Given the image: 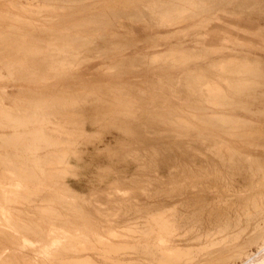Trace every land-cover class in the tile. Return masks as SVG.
I'll list each match as a JSON object with an SVG mask.
<instances>
[{
	"label": "rangeland",
	"instance_id": "obj_1",
	"mask_svg": "<svg viewBox=\"0 0 264 264\" xmlns=\"http://www.w3.org/2000/svg\"><path fill=\"white\" fill-rule=\"evenodd\" d=\"M66 1L0 0V264H110L121 256L117 247L125 252L141 244L158 254L149 251L138 255L139 261L120 264H203L204 254L223 247L238 221L254 218L248 233L257 224L264 226V212H259L264 206V64L256 62V56L264 59V0ZM187 2L185 14L176 5ZM81 35L89 41L76 43ZM171 51L168 58L159 57ZM119 61L126 63L111 67ZM231 61L238 70L229 69ZM242 62L258 65L248 69L256 75L247 76ZM232 70L239 73L230 76ZM216 84L225 92L217 90L212 98L209 91ZM215 101L220 105L214 107ZM194 114L250 124L241 123L238 128L245 131L236 128L234 138L232 121L221 128L215 118L205 124L194 121ZM187 121L190 136L184 130ZM75 205H83L84 212ZM193 211L202 218L197 244L185 241L191 234L179 223ZM83 246L103 255L92 259L85 252L75 258L74 252L64 251ZM248 252L257 259L264 256L258 246Z\"/></svg>",
	"mask_w": 264,
	"mask_h": 264
},
{
	"label": "bare ground",
	"instance_id": "obj_2",
	"mask_svg": "<svg viewBox=\"0 0 264 264\" xmlns=\"http://www.w3.org/2000/svg\"><path fill=\"white\" fill-rule=\"evenodd\" d=\"M27 1V0H26ZM38 1V0H37ZM60 1V0H59ZM66 1V0H65ZM82 0H80V2H81ZM85 1V0H84ZM125 1V0H124ZM134 1V0H133ZM176 1V0H175ZM180 1V0H179ZM202 1V0H201ZM205 1V0H204ZM64 2V1H63ZM67 2V1H66ZM139 2V1H138ZM141 2V1H140ZM143 2V1H142ZM153 2V1H152ZM180 2H183V1H180ZM185 2V1H184ZM192 2H194V0L192 1ZM191 2V3H192ZM48 3H50V1L48 2ZM62 3V2H61ZM77 3V2H76ZM83 3V2H82ZM127 3V2H126ZM130 3V2H129ZM147 3V2H146ZM158 3V2H157ZM187 3H189V2H187ZM182 4V3H180V5H176V7H179L180 8V10H181V8H184L185 9V6H187V5H190V3L189 4ZM203 3V2H202ZM133 4V3H132ZM143 4H145V3H143ZM154 4H156V1H155V3ZM154 4H152V5H154ZM168 4H169V2H168ZM43 5V4H42ZM87 5V4H86ZM131 5V4H130ZM157 5V4H156ZM155 5V6H156ZM162 5H163V3H162ZM172 5H173V3H172ZM193 4H191V6H192ZM20 6V5H19ZM118 6V5H117ZM143 6V5H142ZM169 6H170V4H169ZM81 7V6H80ZM173 7V6H172ZM192 7H194V8H192V10L193 9H196L195 8V6H192ZM44 8V7H43ZM51 8H53V7H51ZM58 8V7H57ZM67 8V7H66ZM133 8H135V7H133ZM138 8V7H137ZM151 8V7H150ZM165 8V7H164ZM168 8V7H167ZM174 8V7H173ZM188 8V7H187ZM47 9V8H46ZM49 9H50V7H49ZM55 9V8H54ZM59 9V8H58ZM128 9H129V7H128ZM139 9H140V7H139ZM143 9V8H142ZM141 9V10H142ZM146 9H148V10H150L149 8H146ZM153 9V8H152ZM151 9V10H152ZM156 9H157V7H156ZM169 9V8H168ZM189 9V8H188ZM130 10V9H129ZM135 11H136V8L134 9ZM144 10H145V8H144ZM147 10V11H148ZM150 10V11H151ZM163 10V9H162ZM186 10L187 9H185V11H184V13L186 12ZM204 10V9H203ZM47 11V10H46ZM54 11V10H53ZM61 11V10H60ZM114 11V10H113ZM120 11V10H119ZM132 11V10H131ZM134 11V12H135ZM171 11H173V10H171ZM183 11V10H182ZM189 11H190V9H189ZM188 11V12H189ZM48 12V11H47ZM136 12H138V11H136ZM146 12V11H145ZM155 12V11H154ZM164 12V11H163ZM162 12V13H163ZM167 12V11H166ZM165 12V13H166ZM170 12V11H169ZM188 12H186V13H188ZM106 13V12H105ZM118 12H116L115 14H117ZM121 13V12H120ZM120 13H118V14H120ZM142 13V12H141ZM147 13V12H146ZM184 13H183V15H184ZM185 13V14H186ZM125 14H128V13H125ZM130 14V13H129ZM133 14H137V13H133ZM139 14V13H138ZM150 14H151V12H150ZM152 14H154V13H152ZM152 14H151V16H152ZM161 14V13H160ZM166 14H168V13H166ZM170 14V13H169ZM182 14V13H181ZM180 14V15H181ZM107 15V14H106ZM122 15V14H121ZM131 15V14H130ZM141 15V14H140ZM147 15L148 14H146L145 16V18L147 19V18H149V17H147ZM157 15H159L158 13H157ZM189 15V14H188ZM133 16V15H132ZM132 16H130L132 19L134 18V17H132ZM135 16V15H134ZM154 16V15H153ZM164 16V15H163ZM167 16V15H166ZM169 16V15H168ZM187 16V15H186ZM91 17V16H90ZM105 17V16H104ZM109 17V16H108ZM112 17V16H111ZM118 17H119V15H118ZM130 17H127V18H130ZM141 17H143L142 15H141ZM141 17L140 16H138V18H140V19H138V21L139 20H141ZM159 17V16H158ZM162 17V16H161ZM177 17V16H176ZM181 17H182V15H181ZM124 18V17H123ZM126 18V17H125ZM175 18V17H174ZM173 18V19H174ZM186 18V17H185ZM96 19H98V18H96ZM135 19H137V17L136 18H134V21H135ZM150 19V18H149ZM153 19H154V17H153ZM159 19V18H158ZM167 19V18H166ZM173 19H172V22H173ZM178 19V18H177ZM188 19H189V17H188ZM112 20V19H111ZM143 20H145L144 18H143ZM181 20V19H180ZM184 20H186V19H184ZM99 21V20H98ZM142 21V20H141ZM154 21V20H153ZM161 21V20H160ZM181 21H183V20H181ZM188 21V20H187ZM49 22V21H48ZM53 22V21H52ZM159 22V21H158ZM179 22V21H178ZM93 23V22H92ZM152 23V22H151ZM163 23V22H162ZM166 23V22H165ZM164 23V24H165ZM176 23V22H175ZM184 23V22H183ZM154 24V23H153ZM161 24V23H160ZM171 24V23H170ZM167 25V24H166ZM169 25V24H168ZM172 25V24H171ZM86 27V26H85ZM76 29H78L77 27H76ZM17 35V34H16ZM37 35V34H36ZM67 35V34H66ZM77 35V34H76ZM5 37V36H4ZM10 37V36H9ZM17 37H18V35H17ZM35 37V36H34ZM62 37V36H61ZM70 37V36H69ZM68 37V38H69ZM72 37V36H71ZM73 37H74V35H73ZM82 37V35L80 36V38ZM101 37V36H100ZM20 38V37H19ZM27 38V37H26ZM36 38V37H35ZM34 38V39H35ZM51 38V37H50ZM76 38V37H75ZM74 38V39H75ZM77 38H79V37H77ZM126 38V37H125ZM39 39V38H38ZM62 39V38H61ZM67 39V38H66ZM71 39H73V38H69V40H71ZM87 41H89V39H87V38H85ZM85 39L82 37L81 39H80V41H78V42H76V41H74V44H76V43H79V42H85L86 43V41H85ZM92 39H94V38H92ZM114 39V38H113ZM9 40V39H8ZM51 40V39H50ZM68 40V39H67ZM75 40H78V39H75ZM59 41V40H58ZM64 41V40H63ZM49 42V41H48ZM66 42V47H67V42L68 41H65ZM71 42V41H70ZM69 42V43H70ZM76 42V43H75ZM92 41H90V43H91ZM11 43V42H10ZM52 43V42H51ZM62 43V42H61ZM69 43H68V45H69ZM73 43V42H72ZM81 43H79V44H81ZM90 43H89V45H90ZM95 43V42H94ZM128 43H130V42H128ZM22 44V43H21ZM79 44L77 45L78 46V48H79ZM84 44V43H83ZM100 44V43H99ZM8 45V44H7ZM49 45V44H48ZM55 45H56V43H55ZM60 45V44H59ZM59 45H57V46H59ZM64 45V46H65ZM88 45V46H89ZM97 45V44H96ZM101 45V44H100ZM103 45V44H102ZM117 45V44H116ZM128 45V44H127ZM32 46V45H31ZM50 46V45H49ZM64 46L62 47V48H64ZM70 46H73V44L71 45L70 44ZM69 46V49H71V47ZM84 46V45H83ZM82 46V47H83ZM105 46V45H104ZM14 47V46H13ZM17 47H19V46H16V48L15 49H17ZM48 47V46H47ZM61 47V46H60ZM73 47H76L75 45L73 46ZM100 47H102V46H100ZM100 47H99V49H100ZM20 48H22V47H20ZM42 48V47H41ZM52 48H53V46H52ZM55 48V47H54ZM62 48H60V50L62 49ZM77 48V49H78ZM102 48H104V47H102ZM101 48V49H102ZM106 48V47H105ZM104 48V49H105ZM245 48V47H244ZM48 49V48H47ZM57 49V48H56ZM55 49V50H56ZM59 49V48H58ZM69 49H67V50H64V51H67V53L66 54H68V50ZM75 49V48H74ZM81 49V46H80V48H79V50ZM88 49V48H87ZM118 50H119V48H117ZM116 49V50H117ZM24 50V49H23ZM37 50V49H36ZM53 50V49H52ZM55 50H54V52H55ZM76 50V49H75ZM82 50H84V49H82ZM117 50V51H118ZM30 51V50H29ZM74 51V50H73ZM87 51V50H86ZM111 51V50H110ZM41 52V51H40ZM44 52V51H43ZM69 52H70V50H69ZM72 52V51H71ZM76 52V51H75ZM77 52H79V51H77ZM89 52V51H88ZM91 52V51H90ZM106 52V51H105ZM107 52H109L108 50H107ZM111 52H114L113 50L111 51ZM52 53V52H51ZM57 53V52H56ZM62 52L60 51L59 52V55L61 54ZM64 53V52H63ZM65 53H64V55H65ZM97 53V52H96ZM99 53V52H98ZM174 53V52H173ZM33 54V53H32ZM74 54V53H73ZM72 54V55H73ZM101 54H103V52H101ZM109 54V53H108ZM182 54H184V52L182 53ZM69 55V54H68ZM82 55V54H81ZM99 55V54H98ZM104 55V54H103ZM102 55V56H103ZM172 55V51L171 52H167L165 55H161V56H159L160 58H162V57H167L168 58V56H171ZM197 55V54H196ZM201 55V54H200ZM55 56V55H54ZM71 55H69V57H70ZM158 56V55H157ZM194 56V55H193ZM199 56V55H198ZM62 57V56H61ZM63 57H65V56H63ZM72 57V56H71ZM140 57H142V56H140ZM204 57V56H203ZM208 57V56H207ZM53 58V57H52ZM51 58V59H52ZM67 58V57H66ZM66 58H64V60L66 59ZM73 58V57H72ZM79 58V57H78ZM97 58V57H96ZM144 58V57H143ZM201 58V57H200ZM256 58H257V60H256V62H257V64H264V59L263 58H261V56H256ZM75 59V58H74ZM81 59V58H80ZM140 58H135V60L136 61H138ZM145 59H147V58H145ZM150 59H152V58H150ZM154 59V58H153ZM163 59V58H162ZM161 59V60H162ZM177 59V58H176ZM144 60V59H143ZM160 60V59H159ZM169 60H170V58H169ZM175 60V59H174ZM128 61V60H127ZM234 61H236V60H234ZM234 61H231V63H229V62H227L228 63V65L229 64H231V66H229V69L233 66V70H235V69H239L238 67L237 68H234ZM254 61V60H253ZM61 62V61H60ZM64 62H66L67 63V60L66 61H64ZM71 62V61H70ZM83 62V61H82ZM241 63V61H238V62H236V63ZM62 63H63V61H62ZM72 63V62H71ZM70 63V64H71ZM73 63H76V61L75 62H73ZM126 63V61H119V62H117L116 64H114V66H111V67H113V68H115L116 67V69L118 68V67H121V66H123V64H125ZM141 63V62H140ZM143 63V62H142ZM224 64H223V68L226 70V68H228L227 67V65H225V63H226V61L225 62H223ZM233 63V64H232ZM240 63H239V65H240ZM243 64H241V66H243V67H241V68H243V71H246V75L248 76L249 75V71H248V69H251L252 67L254 68L255 66H258V65H251V63H244V62H242ZM136 64V63H135ZM219 64V63H218ZM217 64V65H218ZM256 64V63H255ZM53 65V64H52ZM68 64H66V66H67ZM238 64H236V66H237ZM39 66V65H38ZM78 66V65H77ZM151 66V65H150ZM218 66H221L220 64L218 65ZM218 66H217V68H218ZM235 66V67H236ZM35 67V66H34ZM42 67V66H41ZM68 67V66H67ZM226 67V68H225ZM262 67V66H261ZM14 68V67H13ZM71 68V67H70ZM252 68V69H253ZM52 69V68H51ZM61 69H63V68H61ZM69 69V68H68ZM224 69H219L220 71H222V70H224ZM44 70V69H43ZM218 70V71H219ZM224 70V71H225ZM232 70V72H230L229 71V74L230 73H232V74H230V76L231 75H233V71ZM236 70V71H237ZM255 70H256V68H255ZM254 70V71H255ZM234 72L235 74L238 72ZM242 71V70H241ZM251 71V70H250ZM253 71V70H252ZM263 71V70H262ZM15 72V71H14ZM28 72V71H27ZM228 72V70L226 71V73ZM247 72H248V74H247ZM256 72V71H255ZM254 72V73H255ZM258 72V71H257ZM9 73V72H8ZM225 72H223V74H226ZM239 73V72H238ZM243 73H245V72H243ZM251 73V72H250ZM254 73L252 72L251 74H253L254 75ZM228 74V75H229ZM240 74H242V73H240ZM240 74H239V76H240ZM250 74V75H251ZM12 75V74H11ZM22 75H23V73H22ZM242 75H245V74H242ZM250 75H249V77H250ZM252 75V77H254L255 75H256V73H255V75L253 76ZM258 75H259V73H258ZM4 76V75H3ZM14 76V75H13ZM33 76V75H32ZM45 76V75H44ZM224 76V75H223ZM237 76V75H236ZM236 76H233V77H235V78H237ZM239 76H238V78H239ZM246 76V77H247ZM262 76V75H261ZM25 77V76H24ZM244 77V76H243ZM248 77V78H249ZM258 77V76H257ZM256 77V78H257ZM0 78H2V77H0ZM4 78V77H3ZM8 78H9V76H8ZM21 78V77H20ZM23 78V77H22ZM205 78V77H204ZM238 78H237V80L236 81H238ZM235 80V79H234ZM240 80V79H239ZM36 81H38V80H36ZM202 81H203V79H202ZM196 82H197V80H196ZM200 82V81H199ZM211 82V81H210ZM225 82V81H224ZM227 82H228V80H227ZM244 82V81H243ZM251 82V81H250ZM183 83V82H182ZM212 83H214V81L212 82ZM241 83H242V81H241ZM254 83V82H253ZM199 84V83H198ZM240 84V83H239ZM172 85V84H171ZM133 86V85H132ZM194 86V85H193ZM213 86V90L211 91H209V93H210V96L213 98V95H214V93H215V91H217V90H221L219 93H221V92H225V91H223V88H222V86L221 85H218V84H216V85H212ZM241 86V85H240ZM240 86L238 87V88H240ZM245 86V85H244ZM176 87V86H175ZM206 87H208V86H206ZM182 88V87H181ZM184 88V87H183ZM206 89V88H205ZM204 89V90H205ZM210 89H212L211 87H210ZM246 89V88H245ZM241 90H243V88L241 89ZM239 91V90H238ZM190 92V91H189ZM204 92V91H203ZM214 92V93H213ZM123 93V92H122ZM196 93V92H195ZM194 93V94H195ZM208 93V92H207ZM217 93V92H216ZM219 93H218V95H219ZM235 93H237V92H235ZM222 94V93H221ZM226 94L227 93H225V98L226 99H229L228 98V96H231L230 94L228 95V96H226ZM130 95V94H129ZM209 95V94H208ZM135 96V95H134ZM200 96V95H199ZM215 96H217V94L215 95ZM209 97V96H208ZM202 98V97H201ZM205 98V97H204ZM215 98H218V96L217 97H215ZM209 99H211V98H209ZM219 99V98H218ZM217 99V101L219 102V100ZM231 99V98H230ZM233 99V98H232ZM208 100V99H207ZM51 101V100H50ZM209 101H211V100H208V102L207 103H210ZM213 101V100H212ZM220 101H221V99H220ZM200 102V101H199ZM216 102V101H215ZM20 103V102H19ZM45 103V102H44ZM60 103V102H59ZM194 103V102H193ZM54 104V103H53ZM211 104L215 107V106H217V105H220V103H218L217 104V102L216 103H212L211 102ZM210 104V105H211ZM211 105V106H212ZM222 106V105H221ZM52 107H54V106H52ZM161 107V106H160ZM218 107H220V106H218ZM212 108V107H211ZM41 109H42V107H41ZM126 109V108H125ZM131 109V108H130ZM164 109V108H163ZM167 109V108H166ZM172 109V108H171ZM160 110V109H159ZM44 111V110H43ZM39 113V112H38ZM43 113V112H42ZM164 114V113H163ZM34 116V115H33ZM72 116V115H71ZM171 116V115H170ZM175 116V115H174ZM193 117V119H194V121H201V122H206L207 123V121H209V120H212V118H215L214 120H216V121H218V123H220L221 122V124H220V126L222 125L223 126V123H226V122H233V123H235L237 126L234 128L235 130L234 131H232V135L234 136V138L238 135H236L235 133V135L233 134V132H235L237 129H238V132H239V129L240 128H238V126L240 127H242L243 125H245V127L248 125V124H250V123H248V122H244L245 120H243V121H241L240 120V118H235V119H232L231 117L230 118H227V117H222V116H217L216 114H213V116L214 117H206V118H203V119H201L200 117H197V116H195V114L194 115H192ZM207 116V115H206ZM216 116V117H215ZM226 116V115H225ZM11 117V116H10ZM16 117V116H15ZM38 117V116H37ZM73 117V116H72ZM163 117V116H162ZM177 117V116H176ZM74 118V117H73ZM234 118V117H233ZM35 119V118H34ZM49 119V118H48ZM70 119H72V118H70ZM172 119V118H171ZM176 119V118H175ZM184 119V118H183ZM192 119V120H193ZM198 121V122H199ZM216 121H214V123L216 122ZM44 122H45V120H44ZM165 122V121H164ZM174 122H175V120H174ZM200 122V123H201ZM231 122V123H232ZM38 123V122H37ZM168 123V122H167ZM183 123H185L184 121H183ZM187 123H188V121H187ZM218 123H215L216 125L218 124ZM232 123V124H233ZM241 123H243V125H240ZM254 123V122H253ZM27 124V123H26ZM33 124V123H32ZM45 124V123H44ZM179 124V123H178ZM177 124V125H178ZM188 124H190V123H188ZM205 124V123H204ZM210 124V123H209ZM208 124V125H209ZM212 124H213V122H212ZM234 124V125H235ZM172 125H174V124H172ZM180 125V124H179ZM183 126L182 127H184V124H182ZM193 125H194V123H193ZM207 125V124H206ZM231 125V124H230ZM3 126V125H2ZM58 126V125H57ZM181 126V125H180ZM186 126V125H185ZM191 124L189 125V126H186V127H184V130H186L187 131V129L189 130V129H191ZM225 126V125H224ZM224 126L223 127H221V128H224ZM41 127V126H40ZM196 127V126H195ZM195 127H193V128H195ZM199 127V126H198ZM226 127V126H225ZM229 128V127H228ZM228 128H226V130H228ZM232 128V129H233ZM237 128V129H236ZM9 129V128H8ZM11 129H13V128H11ZM43 129V128H42ZM215 129V128H214ZM243 128H241L240 130H242ZM246 129V128H245ZM252 129V128H251ZM41 130V129H40ZM173 130V129H172ZM180 130V129H179ZM183 130V129H182ZM183 130V131H184ZM192 130H194V129H192ZM226 130H225V132H226ZM249 130V129H248ZM168 131V130H167ZM166 131V132H167ZM229 131L230 130H228V135L230 134L231 135V131H230V133H229ZM243 131V130H242ZM245 131V130H244ZM243 131V132H244ZM43 132V131H42ZM192 132V131H191ZM207 132V131H206ZM224 132V129H223V131H222V133ZM224 132V133H225ZM242 132V133H243ZM254 132V131H253ZM262 132V131H261ZM182 133V132H181ZM187 133L189 134V131H187ZM239 133H241V131L239 132ZM24 134V133H23ZM177 134H178V132H177ZM192 134V133H191ZM227 134V133H226ZM244 134V133H243ZM12 135V134H11ZM22 135V134H21ZM162 135H164V134H162ZM169 135V134H168ZM225 135V134H224ZM228 135H226V136H228ZM231 135V136H232ZM252 135V134H251ZM250 135V136H251ZM4 136V135H3ZM6 136V135H5ZM25 136V135H24ZM189 136H190V134H189ZM197 136V135H196ZM231 136H229V138L231 137ZM232 136V137H233ZM1 137V136H0ZM14 137H15V135H14ZM13 137V138H14ZM181 137H183L182 135H181ZM241 137H242V135H241ZM245 136H243V138H244ZM253 137H256V136H253ZM260 137V136H259ZM4 138V137H3ZM7 138V137H6ZM21 138V137H20ZM19 138V139H20ZM197 138V137H196ZM201 138H202V136H201ZM221 138V137H220ZM246 138V137H245ZM8 139V138H7ZM11 139V138H10ZM23 139V138H22ZM50 139V138H49ZM187 139V138H186ZM16 140H17V138H16ZM211 140V139H210ZM218 140V139H217ZM13 141V140H12ZM60 141V140H59ZM209 141V140H208ZM226 141V140H225ZM224 141V142H225ZM8 142H9V140H8ZM65 142V141H64ZM69 142V141H68ZM181 142V141H180ZM187 142V141H186ZM218 142V141H217ZM257 142V141H256ZM20 143V142H19ZM19 143H18V145H19ZM13 144V143H12ZM29 144V143H28ZM33 144V143H32ZM46 144V143H45ZM61 144H62V142H61ZM60 144V145H61ZM68 144V143H67ZM217 144V143H216ZM221 144V143H220ZM226 144V143H225ZM252 144V143H251ZM254 144V143H253ZM252 144V145H253ZM34 145H35V143H34ZM33 145V146H34ZM69 145H71V144H69ZM75 145V144H74ZM239 145V144H238ZM251 145V146H252ZM4 146H5V144H4ZM13 146V145H12ZM28 146V145H27ZM72 146V145H71ZM70 146V147H71ZM7 147V146H6ZM31 147V146H30ZM35 147V146H34ZM41 147V146H40ZM43 147H44V145H43ZM65 147V146H64ZM69 147V146H68ZM250 147V146H249ZM47 148V147H46ZM73 148V147H72ZM4 149V148H3ZM6 149V148H5ZM228 149V148H227ZM8 150V149H7ZM41 150V149H40ZM15 151V150H14ZM24 151V150H23ZM26 151H27V148H26ZM29 151V150H28ZM27 151V152H28ZM32 151V150H31ZM228 152V151H227ZM1 154V153H0ZM24 154V153H23ZM30 154V153H29ZM223 154V153H222ZM50 155V154H49ZM232 155V154H231ZM236 155V154H235ZM243 155V154H242ZM8 156V155H7ZM32 156V155H31ZM56 156V155H55ZM151 156V155H150ZM244 156V155H243ZM242 156V157H243ZM28 157V156H27ZM59 157V156H58ZM142 157V156H141ZM217 157H219V156H217ZM224 157V156H223ZM18 158V157H17ZM22 158H25L24 156L22 157ZM240 158V157H239ZM48 159V158H47ZM46 159V160H47ZM52 159V158H51ZM6 160H8V159H6ZM10 160V159H9ZM24 160V159H23ZM27 160V159H26ZM61 160V159H60ZM66 160V159H65ZM189 160V159H188ZM243 160H244V158H243ZM253 160H254V158H253ZM256 160V159H255ZM260 160V159H259ZM263 160V159H262ZM45 161V160H44ZM49 161V160H48ZM222 161H224V160H222ZM238 162H239V160H237ZM242 161V160H241ZM38 162V161H37ZM60 162V161H59ZM142 162V161H141ZM148 162V161H147ZM248 162V161H247ZM11 163V162H10ZM55 163V162H54ZM69 163V162H68ZM235 162H233V164H234ZM237 163V162H236ZM240 163V162H239ZM238 163V164H239ZM4 164V163H3ZM8 164V163H7ZM16 164V163H15ZM58 164V163H57ZM186 164V163H185ZM247 164V163H246ZM251 165H252V163H250ZM249 164V165H250ZM256 164V163H255ZM25 165V164H24ZM23 165V166H24ZM254 165V164H253ZM22 166V165H21ZM28 166V165H27ZM56 166V165H55ZM188 166V165H187ZM235 166V165H234ZM238 166H240V164L238 165ZM248 166V165H247ZM262 166V165H261ZM260 166V167H261ZM29 167V166H28ZM243 167H244V164H243ZM243 167H242V170H243ZM249 167H252V166H249ZM17 168V167H16ZM16 168H13V169H15V170H17ZM23 168V167H22ZM21 168V170H23ZM29 168H31V167H29ZM217 168V167H216ZM239 168V167H238ZM257 168V167H256ZM255 168V169H256ZM25 169V168H24ZM230 169V168H229ZM235 169H236V167H235ZM239 169H241V168H239ZM250 169H252V168H250ZM30 170V169H29ZM33 170V169H32ZM191 170V169H190ZM216 170V169H215ZM27 171V170H26ZM31 171V170H30ZM232 171V170H231ZM231 171H229V173L231 172ZM244 171V170H243ZM251 171V170H250ZM252 171H254V169L252 170ZM258 171V170H257ZM256 171V172H257ZM18 171H16V173H17ZM19 172H20V170H19ZM28 172V171H27ZM212 172V171H211ZM233 172V171H232ZM21 173V172H20ZM32 173V172H31ZM53 173V172H52ZM200 173V172H199ZM252 173V172H251ZM19 174V173H18ZM18 174H15V175H18ZM24 174V173H23ZM27 174V173H26ZM30 174V173H29ZM32 174H34V173H32ZM192 174V173H191ZM232 174V173H231ZM37 175V174H36ZM213 175V174H212ZM218 175V174H217ZM1 176V175H0ZM23 176V175H22ZM33 176V175H32ZM61 176H63V175H61ZM68 176V175H67ZM209 176V175H208ZM238 176V175H237ZM20 177V176H19ZM29 177V176H28ZM191 177V176H190ZM207 177V176H206ZM205 177V178H206ZM209 178H212V177H209ZM217 178V177H216ZM26 179V178H25ZM30 179V178H29ZM33 179V178H32ZM31 179V180H32ZM35 179V178H34ZM36 179H37V177H36ZM55 179V178H54ZM213 179V178H212ZM198 180V179H197ZM200 180V179H199ZM40 181V180H39ZM202 181V180H201ZM206 181V180H205ZM218 181V180H217ZM27 182V181H26ZM25 182V183H26ZM32 183V182H31ZM58 183V182H57ZM132 183V182H131ZM143 183V182H142ZM53 184V183H52ZM63 185V184H62ZM11 186V185H10ZM9 186V187H10ZM68 186V185H67ZM6 187V186H5ZM12 188V187H11ZM58 188V187H57ZM5 189V188H4ZM26 190V189H25ZM66 190V189H65ZM33 192V191H32ZM35 192V191H34ZM68 192V191H67ZM18 193V192H17ZM16 193V194H17ZM63 193V192H62ZM21 194V193H20ZM29 194V193H28ZM25 195V194H24ZM39 195V194H38ZM38 195H36V196H38ZM6 196V195H5ZM19 196V195H18ZM23 196V195H22ZM21 196V197H22ZM2 197H4L3 195H2ZM8 197V196H7ZM6 197V198H7ZM24 197V196H23ZM22 197V198H23ZM27 197V196H26ZM15 198H17V197H15ZM57 198V197H56ZM158 198V197H157ZM10 199V198H9ZM25 199V197L23 198V200ZM159 199H160V197H159ZM2 200H4V199H2ZM13 200V199H12ZM21 200V199H20ZM35 200V199H34ZM44 200V199H43ZM63 200V199H62ZM153 200V199H152ZM6 201V200H5ZM11 201V200H10ZM26 201V200H25ZM28 201V200H27ZM26 201V202H27ZM68 201V200H67ZM4 202V201H3ZM7 202V201H6ZM15 202V205H16V200L14 201ZM20 202V201H19ZM40 202V201H39ZM38 202V203H39ZM42 202H44V201H42ZM82 202H83V200H82ZM82 202H81V204H82ZM10 203H12V202H10ZM37 203V202H36ZM41 203V202H40ZM51 203H53L54 204V202L52 201ZM65 203V202H64ZM63 203V204H64ZM67 203V202H66ZM69 203H70V201H69ZM220 203V202H219ZM30 204V203H29ZM33 204H35V203H33ZM74 204V203H73ZM18 205V204H17ZM21 205V204H20ZM58 205V204H57ZM70 205V204H69ZM80 205V204H79ZM63 206V205H62ZM74 206V205H73ZM75 206H77V208L78 209H80L81 210V208H83L84 206L82 205V207L80 208L78 205H75ZM1 207V206H0ZM71 207V206H70ZM96 207V206H95ZM2 208V207H1ZM51 208V207H50ZM49 208V209H50ZM4 209V208H3ZM48 209V208H47ZM63 209H64V207H63ZM53 210V208L51 209V211ZM73 210H76V207L73 209ZM80 210H76L77 212L79 211L80 212ZM260 211V213H262V212H264V206L263 207H261L260 209H259ZM2 211V210H1ZM4 211H5V209H4ZM18 211V210H17ZM50 211V213H54L55 214V212H54V210L51 212ZM56 211H58V210H56ZM71 211V210H70ZM82 211L84 212V210L82 209L81 210V213H82ZM96 211H98V210H96ZM103 211V210H102ZM132 211V210H131ZM136 211V210H135ZM33 212V211H32ZM38 212V211H37ZM45 212V211H44ZM47 212V211H46ZM45 212V213H46ZM66 212H67V210H66ZM130 212V211H129ZM148 212V211H147ZM258 212V213H259ZM1 213V212H0ZM9 213V212H8ZM52 213V214H53ZM128 213V212H127ZM132 213V212H131ZM144 213V212H143ZM258 213H256L257 215H260V214H258ZM2 214V213H1ZM7 213H5V215H6ZM39 214V213H38ZM44 214V213H43ZM49 214V213H48ZM85 214V213H84ZM87 214V213H86ZM145 215H146V213H144ZM149 214V213H148ZM175 214V213H174ZM8 215V214H7ZM25 215V214H24ZM42 215V214H41ZM50 215V214H49ZM57 215H58V213H57ZM62 215V214H61ZM134 215V214H133ZM177 215V214H176ZM199 215V214H198ZM196 213H194V211L192 212V214L191 213H189V215L188 214H186V215H184V218L183 219H181L182 221H180L179 223L182 225L181 227L182 228H184V227H187L188 229H189V232H190V234H191V236L189 235L187 238H186V242L187 243H189V242H191V243H195V244H197V243H201V241H202V235H201V229H202V218H200L199 216H198ZM255 215V214H254ZM26 216V215H25ZM28 216V215H27ZM26 216V217H27ZM53 216V215H52ZM60 216V215H59ZM58 216V217H59ZM98 216H100V214L98 215ZM136 216V215H135ZM178 216V215H177ZM181 216V215H180ZM183 216V215H182ZM250 216V215H249ZM0 217H1V215H0ZM6 217H9V216H6ZM31 217V216H30ZM33 217H35V216H33ZM32 217V218H33ZM51 217V216H50ZM54 217V216H53ZM58 217H57V219H58ZM61 217V216H60ZM133 217V216H132ZM256 217V216H255ZM262 217V216H261ZM4 218V217H3ZM86 218V217H85ZM236 218V217H235ZM234 218V219H235ZM257 218V217H256ZM255 218V219H256ZM36 219L38 220V218L36 217ZM41 219V218H40ZM48 219V218H47ZM174 219V218H173ZM215 219V218H214ZM254 219V218H253ZM253 219L251 218V216L250 217H246L245 219H243V220H240V221H238V219H237V223L234 225V233L233 234H231V236H228V238H227V236H226V240H224V242H225V245L223 246V247H219V248H217V249H215V250H211L210 252H207L206 254H204L205 255V258H202V262H203V264H226L227 263V261H229V260H242V259H244V258H246V260H243L242 261V263L241 264H264V256H262V257H260V258H256V255L257 254H250L249 252H248V249H249V247H251V246H258L259 247V252H264V226L262 225V226H258V224H257V226H255L254 227V231L253 232H249L248 233V231H249V227H251V223H252V221H253ZM259 219V218H258ZM260 219H262V218H260ZM10 220H11V218H10ZM9 220V221H10ZM50 220V219H49ZM62 220V219H61ZM137 220V219H136ZM143 220V219H142ZM140 218H139V221H138V224H140V225H138V226H143V221H142ZM149 220V219H148ZM177 220V219H176ZM180 220V219H179ZM257 220V219H256ZM14 221V220H13ZM12 221V222H13ZM48 221V220H47ZM211 221V220H210ZM209 221V222H210ZM217 221V220H216ZM259 220H257V222H258ZM263 221H264V219H263ZM11 222V221H10ZM21 222V221H20ZM43 222H44V219H43ZM51 222H53V220L51 221ZM98 222V221H97ZM222 222V221H221ZM256 222V223H257ZM262 222V221H261ZM6 223V222H5ZM24 223V222H23ZM32 223V222H31ZM37 223V222H36ZM35 223V224H36ZM46 223V222H45ZM49 223V222H48ZM102 223V222H101ZM178 223V222H177ZM176 223V224H177ZM215 224H216V222H214ZM255 223V222H254ZM256 223H255V225H256ZM263 223V222H262ZM13 224V223H12ZM27 224V223H26ZM30 224V223H29ZM50 224V223H49ZM54 224V223H53ZM71 224V223H70ZM179 224V225H180ZM206 224V223H205ZM211 224V223H210ZM220 224V223H219ZM232 224V223H231ZM18 226H19V224H17ZM16 225V226H17ZM32 225V224H31ZM58 225V224H57ZM74 225V224H73ZM137 225V224H136ZM178 225V226H179ZM209 225V224H208ZM212 225V224H211ZM228 225V224H227ZM226 225V226H227ZM260 225V224H259ZM12 226V225H11ZM15 226V227H16ZM24 226V225H23ZM22 226V227H23ZM33 226V225H32ZM37 226H39L38 224H37ZM35 227V225H34V227H35V229L36 228H38V227ZM104 226V225H103ZM130 226V225H129ZM137 226V227H138ZM147 226V225H146ZM229 226V225H228ZM27 227V226H26ZM28 227H31V226H28ZM27 227V228H28ZM40 227V226H39ZM62 227V226H61ZM63 227H65V226H63ZM136 227V228H137ZM152 227V226H151ZM211 226H209V228H210ZM221 227H224L223 225L221 226ZM18 228H20V227H18ZM23 228H25V227H23ZM22 228V229H23ZM31 228H33V227H31ZM215 228V227H214ZM13 229V228H12ZM21 229V228H20ZM29 229V228H28ZM41 229V228H40ZM146 229H148V227L146 228ZM153 229V228H152ZM211 229H212V227H211ZM226 229H227V227H226ZM232 229V228H231ZM252 229V228H251ZM31 231H32V229H30ZM34 230V229H33ZM139 230V228L136 230V231H138ZM179 230V229H178ZM203 230V229H202ZM215 230V229H214ZM217 230V229H216ZM6 231V230H5ZM28 232H29V230H27ZM152 231V230H151ZM212 231V230H211ZM224 231V230H223ZM252 231V230H251ZM27 232V233H28ZM47 232V231H46ZM104 232V231H103ZM139 232V234H140V230L138 231ZM143 232V231H142ZM141 232V233H142ZM147 232V231H146ZM154 232V231H153ZM209 232V231H208ZM216 232V231H215ZM31 233V232H30ZM35 233V232H34ZM42 233V232H41ZM40 233V234H41ZM204 232L202 231V234H203ZM220 233V232H219ZM247 233V234H246ZM36 234V233H35ZM38 234V233H37ZM130 234V233H129ZM136 234H137V232H136ZM186 234V233H185ZM224 234V233H223ZM172 235V234H171ZM178 235H180V234H178ZM228 235V234H227ZM34 236V235H33ZM109 236V235H108ZM110 236H111V234H110ZM114 236V235H113ZM119 236V235H118ZM117 236V237H118ZM121 236V235H120ZM184 236V235H183ZM205 237H206V235H204ZM114 238V237H113ZM180 238V237H179ZM220 238V237H219ZM39 239V238H38ZM132 239V238H131ZM182 239V238H181ZM223 239V238H222ZM72 240V239H71ZM160 241H161V239H159ZM180 240V239H179ZM46 241V240H45ZM75 241V240H74ZM101 241V240H100ZM140 241V240H139ZM181 241V240H180ZM219 241V240H218ZM70 242V241H69ZM80 242V241H79ZM84 242V241H83ZM108 242V241H107ZM182 242V241H181ZM184 242V241H183ZM204 242V241H203ZM111 243V242H110ZM185 243V242H184ZM217 243V242H216ZM222 243V242H221ZM63 244H65V243H63ZM82 244V243H81ZM84 244V243H83ZM104 244V243H103ZM106 244H108V243H106ZM105 244V245H106ZM150 244V243H149ZM219 244V243H218ZM85 245V244H84ZM87 245V244H86ZM95 245V244H94ZM116 245V244H115ZM128 244H126V246H127ZM131 245V244H130ZM129 245V246H130ZM135 245V244H134ZM68 246V245H67ZM117 246H120V245H117ZM116 246V247H117ZM152 246H154V244L152 245ZM155 246H157L156 245V243H155ZM80 247V246H79ZM99 247H100V245H99ZM113 247V246H112ZM115 247V248H116ZM123 247V246H122ZM65 248V247H64ZM63 248V249H64ZM68 248V247H67ZM73 248V247H72ZM115 248H114V250H115ZM126 248V247H125ZM151 246H149L148 244L147 245H145V244H141V245H136V246H133L132 245V247H127V250H125V252H123L122 250H121V248H118L117 247V249H116V252H117V254L118 255H121L120 257H118L117 259L115 258V259H113V262L111 261V263L110 264H113L116 260L118 261V263L120 264V262L122 263V262H126L125 261V259H128L129 261H133V260H138L139 261V256L141 255L142 256V254H144V253H146V252H151V253H156V254H158L157 252H155L156 250H154L153 251V249H152V251H151ZM158 248H159V246H158ZM161 248V247H160ZM196 248V247H195ZM194 248V249H195ZM123 249V248H122ZM155 249V248H154ZM157 249V248H156ZM161 249H163V248H161ZM72 249L70 248V250H69V248L68 249H64V251H66V254H70V253H73L74 252V255H75V258H81V257H83V256H81V254H84L85 252H86V250L84 249V246H83V249H82V247L81 248H79V250H78V248H76V251L75 250H72ZM82 250V251H81ZM100 251L99 252H101V253H104V252H102L101 251V249H99ZM159 250V249H158ZM252 250V249H251ZM2 251V250H1ZM7 251V250H6ZM133 253V255L135 256V258H132V256H131V258L129 257V255L131 254V253ZM158 252H160V250L158 251ZM202 252H203V250H202ZM109 253V252H108ZM163 253H165V251L163 252ZM168 253H169V251H168ZM3 254H4V252H3ZM86 254H87V258H92V259H96V258H98L97 256H100V253H98V251H97V249H95V247L94 248H90V249H88L87 250V252H86ZM103 255V254H102ZM101 255V256H102ZM117 255V256H118ZM132 255V254H131ZM139 255V256H138ZM166 255H168V254H166ZM196 255V254H195ZM204 255H203V257H204ZM4 256V255H3ZM100 256V257H101ZM202 256V255H201ZM99 257V258H100ZM111 257V256H110ZM116 257V256H115ZM128 257V258H127ZM143 257V256H142ZM142 257H141V259H142ZM144 257H146V256H144ZM152 257V256H151ZM154 257V256H153ZM152 257V258H153ZM168 257H170L169 255H168ZM4 258V257H3ZM7 259H8V257H6ZM5 258V259H6ZM15 258V257H14ZM51 258V257H50ZM105 258V257H104ZM149 258V257H148ZM161 258V257H160ZM159 258V259H160ZM164 258V257H163ZM196 258V257H195ZM20 259V258H19ZM23 259V258H22ZM21 259V260H22ZM26 259V258H25ZM85 259V258H84ZM83 259V260H84ZM91 259V260H92ZM140 259V260H141ZM156 259V258H155ZM110 260V259H109ZM148 260V259H147ZM162 260V258L160 259V261ZM9 261V260H8ZM31 261V260H30ZM92 261H94V260H92ZM143 261V260H142ZM141 261V262H142ZM166 261V260H165ZM7 262V261H6ZM17 262V261H16ZM24 262V261H23ZM84 262H85V260H84ZM89 262H91L90 260H89ZM137 262V261H136ZM162 262H164V261H162ZM201 262V261H200ZM88 263V262H87ZM92 263H95V262H92ZM137 263H139V262H137ZM145 263V262H144ZM6 264V263H5ZM9 264H10V262H9ZM25 264V263H24ZM96 264V263H95ZM126 264V263H125ZM129 264V263H128ZM136 264V263H135ZM141 264H143V262L141 263ZM145 264H147V262L145 263ZM160 264V263H159ZM163 264V263H162Z\"/></svg>",
	"mask_w": 264,
	"mask_h": 264
}]
</instances>
